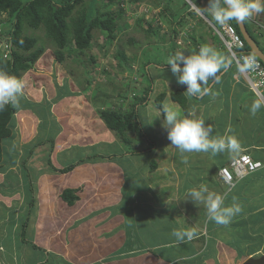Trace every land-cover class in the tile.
<instances>
[{
    "label": "rangeland",
    "instance_id": "obj_1",
    "mask_svg": "<svg viewBox=\"0 0 264 264\" xmlns=\"http://www.w3.org/2000/svg\"><path fill=\"white\" fill-rule=\"evenodd\" d=\"M21 2L26 5L30 0H21ZM185 3L189 5L187 8ZM199 3L201 12L205 11L209 6L206 0H199ZM90 4L98 8L100 12H110L114 15L116 20L115 37L111 40L106 37L105 32L94 30L93 40L87 52H77L72 47H68L64 50L65 58L62 63L54 59L53 49L55 47H53L51 42H45L41 31L36 32L23 25V34L35 36L39 40L35 48L41 44L46 46L43 52L45 55L42 54V56L44 55V58H48V62L41 66L38 61L21 77L23 88L18 100L19 107L8 124L10 136L1 142L3 157L0 164V264H24L23 262L19 263V259L16 257L17 249L20 248V243L22 242L19 239L23 237L25 241L32 243V247L36 251L47 252L51 256H49L50 261L45 264L90 263L91 253L96 248L99 249L101 247V241L104 238H109L112 242L114 240L112 237L116 235V238H118L119 233H117L116 229L112 230L113 225H117V219H111V217L115 216L114 213H110L108 216L106 212L98 219L97 216H94V212L85 214V209H92L91 206L100 200L106 189L118 193V183L122 182L123 184L125 180L126 184L123 185L122 197L128 209L137 208L138 206L148 207L146 202L149 201V197L153 201L156 200V203L157 200L160 201L158 202V207L162 209L161 203L163 201L160 196L163 194L164 188L156 186V189L152 185L164 181L169 186L172 184L170 187L173 192L176 186H184L181 171L190 169L186 164L189 165V161H196L194 157L197 155L191 153L181 154L168 140V131L164 127L163 103L166 100V93L174 92L176 89V79L169 77L176 76L171 73L170 68L161 66L167 63L171 55L174 56L177 52H184L186 55L198 52L202 45H208L220 54L223 53L222 47L215 39L213 29L203 17L204 14L198 13L189 0H141L137 3H131L129 0H72L71 14L77 15ZM54 6L56 5L54 4ZM208 13L211 15L210 12ZM254 19L255 23L261 24L260 17H254ZM261 21L264 24V16ZM249 23L246 20V25L251 34L254 37H258L260 46L263 49L264 33L255 32ZM10 25L11 21L8 15L6 13L0 15L1 28L8 30ZM149 27L151 32L155 31V34H151L150 30L148 31ZM260 30L264 32L263 29ZM3 42L0 38V55ZM117 53H122L126 62L121 67L118 66ZM89 55L95 57V64L91 65L88 63L87 58H89ZM231 62L233 61L231 60ZM153 63L159 65V67L152 65ZM146 74L149 75L150 80ZM160 75L169 76L168 79L172 80L174 85L172 90L169 89L166 92L165 87L155 86V83L161 77ZM232 79L236 82L242 81L244 85L246 84L239 70H235L233 75L230 76L229 80ZM227 80L225 78L221 80L223 81L222 90L230 88V83L226 84ZM150 83L154 85H152L149 102L145 107H139L136 110L138 121L140 122L139 125L145 137L129 130L123 136H117L106 129L104 122H100L98 118L99 111L111 106L110 109L117 108L127 114H133V105L139 103L137 98L143 96L145 88ZM208 86L210 87L211 84H208ZM179 88L184 91L182 86ZM212 89L215 90L214 87ZM99 91L110 94L112 99L107 104L114 102L116 106H112L113 104L106 105V102L103 101L104 98H100ZM159 91H165L164 98L158 94ZM121 94L125 95L122 99L118 98ZM232 95H234L232 102L226 101L229 95H221L219 97L220 100L217 101L221 102L220 106L222 108L236 103L237 96L235 93ZM252 96L251 91L242 93L238 98L237 106L238 104L242 106L243 101L250 99ZM192 98H195L193 100L195 102L199 101L196 97ZM159 99H161L160 106L157 105ZM104 102L106 106L102 107L101 105ZM206 109L209 125L212 122V118H210L212 116V107H206ZM177 111L183 115V108L179 107ZM60 118H64V120H60ZM66 119L69 123L70 119H72V122H76V128L74 127L73 130L69 131L65 126ZM257 121H260V124L257 123L259 126H264V117H260ZM73 124L71 123V125ZM123 138L129 141L130 144L126 145L127 143L123 142ZM54 139L60 141L55 143ZM146 139L155 144L154 148H150ZM46 141H53V146H58L56 144H60L63 141V145L67 143L65 147H70V145L71 147H84L83 150L72 149L71 155L68 157L61 156L64 160H69L70 162L81 160L82 158L81 161L83 162L86 159L93 160L92 165H89V161L86 162L88 165L81 163L82 169L74 175L77 180L82 181L80 189L83 192L87 190L89 193H96V196L82 198L77 203V207H74V211H70L72 215L68 211L75 203L69 205L61 199V195L63 191L70 190L69 195L76 197L75 193L77 191L69 188L71 186L70 182L73 183L72 180L68 181L70 174L59 172L62 170V166L55 162L59 149L53 147L54 149L49 158L52 163L51 166L46 164L45 158L41 161L42 156H39L38 159L32 157V160L28 162L30 158L27 156L26 151H29L32 146H35L36 149L39 147L43 149ZM86 145H93V148H91L93 150L85 147ZM42 149L37 153L43 155L44 151ZM136 151H139V153L128 154ZM111 155H115L117 158L130 157L131 161L127 162L131 163V168H134L131 170L137 171L133 177L135 179L133 183L128 178L132 175L129 172V167H124V172L121 171L119 173L118 168L113 163H108L110 160L101 159ZM25 158L27 159L24 168L26 167L28 172H30L28 178L23 174V166L21 164ZM39 163L40 165H38ZM30 164L31 166H28ZM227 165L228 163L224 166L221 165V168ZM52 167L55 171L52 170ZM121 177L123 178L121 179ZM43 179L45 180L43 181ZM149 179L153 180L152 185L146 186L149 184ZM54 191L58 194H55ZM124 191H126L125 197ZM27 192L31 194V197H28ZM15 195L21 196L19 199L21 204H14L13 198H15ZM98 195L100 198L97 197ZM257 199L255 203L245 205V210L254 209L256 208L252 207L254 204L260 205L264 202V197ZM109 200L111 201V203L109 202L110 205L113 203L112 197ZM55 201L57 202L55 203ZM111 207L115 208L113 204ZM35 209L40 211L48 209L49 214L45 215L44 220L47 221L49 216V218L51 217L50 219L54 218L55 222H50L48 225L46 222L44 224L40 223L38 230L29 229L33 232L30 237L31 232H26V229L29 224H34L35 222V219L32 220ZM81 209L83 212H81ZM107 216L108 220H105ZM76 217L78 219L82 217L79 224L83 221L88 224L92 220V224L96 227L95 231L99 232V234L102 233L104 238L100 240L93 238L94 243L90 241L89 244H86L88 242H85V237L76 236L78 239L72 237L75 231L74 226H76L72 223ZM262 218H264V213ZM104 225H107L106 227L109 226L110 229L106 227L103 229ZM262 231L264 233V227ZM89 233H92V231L90 230ZM13 235H17L16 241L14 240L15 238H11ZM167 238L168 235L164 233L159 236L158 240L166 242ZM79 239L81 241L78 247L75 244L79 243ZM11 241L14 245H12ZM232 241L238 248L244 249L240 239L234 238ZM150 242L145 240L144 244L149 245ZM262 242L263 240L260 239L251 243L245 249V254H238L233 260L227 256L225 258L226 261H223L222 264H247L249 261L250 263L248 264L264 263L262 260L264 259V244L261 245ZM30 244L28 245L30 246ZM86 245H88V250L77 255L75 248L85 249ZM8 250H14L13 253L10 252L12 253L11 256H7L6 252ZM165 251L163 248L160 250L163 253ZM155 254L152 250L146 249L124 255L125 259L121 262L111 261L107 258L98 264H173L167 258L169 256L166 252L162 259H160V255L157 256V260H155ZM9 256L12 261H8L7 258ZM252 261L256 262L252 263ZM195 263L193 262V264Z\"/></svg>",
    "mask_w": 264,
    "mask_h": 264
},
{
    "label": "crops",
    "instance_id": "obj_2",
    "mask_svg": "<svg viewBox=\"0 0 264 264\" xmlns=\"http://www.w3.org/2000/svg\"><path fill=\"white\" fill-rule=\"evenodd\" d=\"M263 16V13L253 14V16L249 19L250 22H252V27L254 28L255 32L259 33L261 32L260 29L264 30V24L261 21ZM254 17H260L259 20L261 24L258 25H260L262 28L255 25ZM43 56L41 55L35 63L39 61V63H41V66L44 63L47 64L48 58H44ZM160 76L161 77L157 81V83H155V86L157 85L158 87H165L166 92H168L169 89L172 90L174 85L172 80L170 81L168 79L169 76ZM169 78L176 79L175 91H180L183 93V96L186 98L187 101V111L192 108H195L197 116L205 120V126H208L209 122V118L207 117L208 115H206V107H212V116L210 117L212 118V122L209 125L213 126V133L210 138H214L216 136H234L238 139L241 145V150L238 153L224 151L215 155H213L211 152H192L191 154L197 155L194 157L196 161H189L190 164H186L188 167H190V169L181 171V176L183 180L182 183L184 186H176L173 192L171 191L170 187L172 184L169 186V184L162 181L161 183L152 185L153 180L149 179V184H147L146 186L152 185L153 187L157 186L158 188H164L162 191L163 194L160 196L163 201L161 203L162 209L158 207V202L160 201L157 200L156 203V200L153 201V199L150 197L149 201L146 202L148 207L138 206L137 208L133 207L131 209H128L122 197V190L124 187L123 185L126 184V180L123 182V184L122 182L118 183V193H114L112 190L108 191L106 189L101 198L98 195L97 197L100 198V200L96 201L95 204L91 206L92 209H85V214L94 212V216H97V218L100 219V216H102V214H106V212L108 216L110 213H114L116 217H111V219H117V225H113L112 230L116 229L117 233H119V236L118 238H116V235H114V237H112L114 238V240H112L111 242L109 238H104L102 233L99 234V232L95 231L96 227L94 226V224H92V220L88 222V224L85 221L79 224V222L82 220V217L79 219L77 217L76 219H73L72 224H75L76 226H74L75 231L73 232L74 236L72 235V237H85V242H88L86 244H89L90 241H93V238L99 240L104 238V240H102L100 243L101 247L99 249L96 248V250H93V252L91 253L92 255L89 258L91 264H98L102 260H106L107 258H109L111 261L121 262L125 259L124 255L133 254L146 249L152 250L154 254L156 253L155 260H157L156 257L159 255L161 256L160 259H162V256L166 252V254L169 256L167 258H169V261H171L173 264H193V262H196L195 264H222L223 261H226L225 258L227 256H229L233 260L236 255L245 254V249L253 242H257L262 239L263 242L261 243V245L264 244V233L262 231V228L264 227V218H262V215L264 213V202L260 205L257 204L258 206L254 204V206H252L256 207L254 209L251 208L249 210H245V205L253 204L256 202V200H258L257 198L264 197V169L258 170L252 174L247 175L243 179L236 181L235 185L232 187L225 184L217 175L218 169L229 163L231 159H233L240 153H246L250 155L252 159L264 163V126H259L258 124H260V121H257L260 117H264V106L262 105V107L255 114L251 112V106L253 102L258 100L255 95H253L248 100H244L242 106L240 104H238L237 106L238 98L240 97V95L244 92L250 91L248 86L246 84L245 86L242 81L236 82L234 79L229 80L227 83H230V88L229 92H227L226 90H222V81L218 84L216 80H214L215 84L212 85V88L214 87L215 90L211 88L207 95L196 97L197 99H199V101L195 102L193 101L195 98L188 97L185 91L180 90L179 87L182 85L177 83L176 77ZM165 91H159L158 94L164 98ZM174 92L171 91L166 93L167 96L165 102L163 103V106H169L174 108L175 110H178V108H182V106L177 100H172L171 95H173ZM232 92H234L237 96L236 103L234 105L231 104L229 107L222 108L220 106L221 102H218L217 100H220L219 97L221 95H229L228 100L226 101L232 102L234 98V95H232L234 93ZM185 114V111H183V115ZM61 119L64 120V118H60V120ZM100 122H102L101 119ZM65 123V126L68 128L69 131L73 130L74 127L76 128L77 125L76 122H72V119H70V123L66 119ZM71 123L74 124L71 125ZM106 129L108 128L106 127ZM57 139L59 138L57 137ZM54 141L55 143H58L60 140L54 139ZM63 144L64 142L62 141L60 144H56L58 146L54 145L53 147L59 149L56 154V164L62 166V169L74 165V168L71 171L67 173H62L70 174V178L68 179V181L72 180L73 183L70 182L71 186H69V188L76 189L77 191L75 193V196L77 197L74 202L75 204L73 203L74 205L71 206L70 210L68 211V213L72 215L70 211H74V207H77V203L80 202L82 198L96 196V193H89L87 190H84L83 192L82 189H80V184L82 183V181L77 180V177L74 175L80 172V170L82 169L83 166H81V163L86 164V162L89 161V165H92L93 160L90 161L86 159V161L84 160L85 162L81 161L83 158L81 160H75L72 162H70L69 160H64L63 158H61V156L64 155L68 157L71 155L70 152L72 149L83 150L84 147H71V145L70 147H65L67 143L65 145ZM46 147L47 146H44L43 149L42 147L35 149L33 157L38 159L39 156H42L41 161L44 158V160L46 161ZM85 147H88L90 150H93L91 149L93 148V145H86ZM40 149L44 151L43 155H41V153H37ZM84 156L86 155L84 154ZM30 160L32 159L30 158L28 162ZM104 160H110L108 163H113L118 168L119 173L121 171L124 172V167H129V172H131L132 175H130V177L128 178L129 181L133 183V180H135L133 179V177L136 175L135 173H137V171L131 170L134 168H131V163L127 162L131 161L130 157H115L110 159L104 158ZM38 165H40V163ZM28 166H31V164ZM122 178L123 177H121V179ZM44 180L45 179H43V181ZM201 187L207 188L209 192H214L221 195L224 199V206H231L235 198V203L239 205L240 211L238 213H235L231 217L228 224L222 225L212 221L207 214L206 207L200 202H194L188 196V192L191 189L195 188L199 190ZM153 191L156 192L157 190ZM125 192L126 191H124V197L126 195ZM27 193L28 197H31V194L29 192ZM42 193H44V191H42ZM54 193L58 194L56 193V191H54ZM14 197V204H21V201L19 200L21 196L15 195ZM110 197H112V204L115 206V208L111 207L112 204L109 205V202L111 203V201L109 200ZM56 202L57 201H55V203ZM81 212H83L82 209ZM46 214H49L48 209H43L42 211H40L39 209H35L34 215L32 216V220L35 219V222L34 224L28 225L26 232L30 231L29 229L38 230V225L40 226V223L44 224L46 222V224L48 225L50 224V222H55L54 218L50 219L51 217L49 218V216L47 221L44 220ZM108 216L105 220H108ZM106 226L107 225H104V227L102 228L104 229ZM106 228H109V226ZM90 230L92 231V233H89ZM174 230H182L185 232H189L191 233V236L190 238L186 236L183 241H178L176 237L172 235ZM164 233L168 235V238L166 239L167 241H159V236ZM32 234L33 232H31V235L29 236L31 237ZM16 236L17 235H13L11 238H15L14 240L16 241ZM234 238H238L242 241L244 249H240L236 244H234V242L232 241V239ZM76 239L78 238L76 237ZM19 240L22 241V239ZM145 240L151 241L149 245L144 244ZM80 241L81 240L79 239V243L75 245H78L79 247ZM20 244L21 246L17 249L16 252V257L17 259H19V263L23 262L24 264H37L43 262L42 264H45L50 261V255H48L47 252L42 253L36 251L35 248L32 247V243L30 244V242L22 241ZM25 244L27 245L26 248ZM28 244H30V246ZM12 245H14L13 242ZM78 247L75 248L77 250V255H80L86 252L85 250H88V245H86L85 249H78ZM161 248L166 251L164 253L160 252ZM198 249L200 250L198 251ZM10 252L13 253L14 250H8L6 252L7 256L12 255V253ZM10 256L7 258L8 261L11 260ZM111 258L117 259L112 260Z\"/></svg>",
    "mask_w": 264,
    "mask_h": 264
},
{
    "label": "trees",
    "instance_id": "obj_3",
    "mask_svg": "<svg viewBox=\"0 0 264 264\" xmlns=\"http://www.w3.org/2000/svg\"><path fill=\"white\" fill-rule=\"evenodd\" d=\"M110 1V0H107ZM141 0H129L131 3H137ZM192 4L196 3L198 7H200L199 0H189ZM94 2V1H93ZM209 5V0H206ZM71 3L72 0H30L29 3L24 5L21 0H0V15L6 13L11 21L10 28L8 30L2 29L0 26V37H3L6 46L10 51V55L6 58L3 57V54L0 55V71L6 72L10 76H14L17 79L21 80L23 74L29 71L35 62L39 59V57L44 54L46 46L43 44L39 45V47L35 48L37 41H39L35 36H27L23 34L22 28L23 25L28 27L31 30L36 32L43 33V39L45 42L50 43L55 47L53 49L54 59L62 63L63 59L65 58L64 50L68 47H72L77 52H84L86 53L89 49L92 40H93V31L98 30L101 32H105L106 37L109 39H113L115 37V24L116 20L112 13L110 12H100L98 8L94 5H89L86 9L80 11L77 15L71 14ZM108 3V2H107ZM106 3V4H107ZM54 4L56 6H54ZM186 8L189 6L185 3ZM204 16L213 22V19H210L211 15L203 11ZM249 22L250 20L247 19ZM231 25L234 27L236 33L240 37L243 42V48L236 49L237 56H250L255 60L259 61L261 65L264 67V64L252 53L251 47L246 42L244 36L239 31L238 24L236 20L230 21ZM245 27V30L250 37V39L256 44L259 50L264 54V48L260 46V42L257 36H253L246 25V20L242 22ZM249 24L252 25V22ZM150 30V31H149ZM156 30V28H155ZM148 31L153 34L155 31L151 32V28L149 27ZM147 31V32H148ZM264 32H259V34ZM155 34V33H154ZM216 41L222 47V56L226 58L229 66L226 69H222L217 73V80L216 82L219 84L221 80L230 79V76L233 75L236 67L232 64L230 54L223 48V45L220 43L217 36L214 34ZM3 39L1 40L3 42ZM172 56V55H171ZM170 56V57H171ZM116 58L118 60V66L121 67L126 62L123 59L122 53H117ZM89 64H95V57L89 55L87 58ZM154 66L159 67V65L152 64ZM183 65H181L182 67ZM163 68H170V66L166 64L162 65ZM233 70V71H232ZM149 78V75L146 74ZM152 81V80H151ZM223 82V81H222ZM226 82V84H227ZM208 84H211L209 87V91L212 88V85L215 84L214 80H210ZM184 91H186V85H182ZM152 83L145 88L144 94L141 98H137L138 104L133 105L134 112L133 114H127L117 108L110 109L111 106L107 107V109H103L99 111L98 116L104 122L105 126L108 128L109 131L115 133V135L123 136L128 130L133 131L135 133H139L143 137L145 135L142 132V129L139 125L138 116H137V109L139 107H145L149 102L150 95L152 92ZM99 90V89H98ZM97 90V91H98ZM229 92V89L226 90ZM100 92V91H99ZM98 94V93H97ZM125 94V93H124ZM121 94L118 98L122 99L125 95ZM100 98H104L103 101L106 102V105L116 106V103L107 104L110 101L112 96L105 92L99 93ZM172 100H177L185 113H187L186 108V98L183 96V93L177 91L173 95H171ZM105 102L102 103V107H105ZM161 99L157 101V105L160 106ZM18 105L13 106L11 104L6 105L3 109H0V164L3 157V150L1 146V142L10 136V129H9V122L13 118L16 110L18 109ZM113 107V108H114ZM42 110V109H40ZM42 115V113H40ZM44 117V116H43ZM41 117V118H43ZM124 139V138H123ZM53 140V139H51ZM148 140V139H146ZM49 141V140H48ZM126 145H129V141L126 139L123 140ZM150 145V148H154L155 144L150 140L147 141ZM44 146L46 147V154L47 160L46 164L51 166L52 163L50 162V154L53 150V141L51 142H44ZM36 149L35 146H32L29 151L27 152V156L32 158L34 155V150ZM48 149V150H47ZM150 150V149H149ZM139 151L128 153V154H138ZM115 155H111L106 157L108 159L114 158ZM105 158V159H106ZM26 159H23L21 163L23 166V174L28 178L30 173L26 167L24 168V164L26 163ZM101 159H104L102 157ZM74 168V165L65 167L60 173H67ZM52 170L55 169L52 167ZM71 191L65 190L61 195V199L68 203L69 205L73 204L77 197H71L69 195ZM23 236V234H22ZM22 241L25 242L24 237ZM250 263V261L248 262ZM247 263V264H248Z\"/></svg>",
    "mask_w": 264,
    "mask_h": 264
},
{
    "label": "clouds",
    "instance_id": "obj_4",
    "mask_svg": "<svg viewBox=\"0 0 264 264\" xmlns=\"http://www.w3.org/2000/svg\"><path fill=\"white\" fill-rule=\"evenodd\" d=\"M192 7L201 15L204 14L196 3H193ZM205 11L210 12L212 19L223 26L231 20L243 22L250 19L253 14L264 13V0H209V6ZM0 38L3 39V37ZM167 65L170 66L171 73L176 76L177 83L187 86L185 93L188 97L207 95L209 80H217L216 74L229 66L226 58L208 45H202L198 52L188 55L184 52H177L168 58ZM181 65L183 66L181 67ZM22 88L21 80L0 71V109L9 104L18 105ZM262 105H264V101L253 102L251 112L255 114ZM163 114L165 116L164 127L168 131V140L181 154L211 152L215 155L224 151L238 153L241 150V145L234 136L210 138L213 133V126H205V120L197 116L195 108L188 110L185 115L181 116L174 108L165 106ZM262 164L264 165V163ZM261 169L264 168L258 170ZM188 196L194 202L202 203L207 209L209 218L218 224H228L231 217L240 211L239 205L235 203V198L231 206H224L223 197L217 193L209 192L205 187H201L199 190L191 189ZM172 235L178 241H183L186 236L190 238L191 233L174 230Z\"/></svg>",
    "mask_w": 264,
    "mask_h": 264
},
{
    "label": "built area",
    "instance_id": "obj_5",
    "mask_svg": "<svg viewBox=\"0 0 264 264\" xmlns=\"http://www.w3.org/2000/svg\"><path fill=\"white\" fill-rule=\"evenodd\" d=\"M205 20L213 29L214 34L223 45V48L230 54V58L233 61L232 64L236 67L237 71L239 70L242 73L250 91L259 100L264 101V67L259 61L250 56H237L235 50L243 48V42L230 22L221 26L214 20L213 22L206 18ZM255 24L261 27L258 23ZM2 47L1 54L6 58L11 53L5 42H3ZM246 61L247 63H245ZM235 77H237V75H235ZM260 168H264L261 162L251 159L247 154H240L230 161L228 167L221 168L218 171V176L225 184L232 187L235 185L236 181L256 172Z\"/></svg>",
    "mask_w": 264,
    "mask_h": 264
},
{
    "label": "water",
    "instance_id": "obj_6",
    "mask_svg": "<svg viewBox=\"0 0 264 264\" xmlns=\"http://www.w3.org/2000/svg\"><path fill=\"white\" fill-rule=\"evenodd\" d=\"M236 23L238 24L239 31L242 33L246 42L251 47L252 53L264 64V54L259 50L256 44L250 39L242 22L236 21ZM262 260L264 261V259ZM253 262H256V261H252V263ZM261 264H264V263H261Z\"/></svg>",
    "mask_w": 264,
    "mask_h": 264
}]
</instances>
